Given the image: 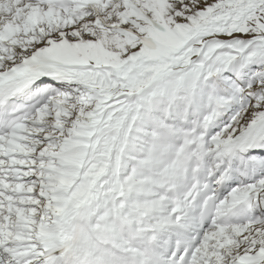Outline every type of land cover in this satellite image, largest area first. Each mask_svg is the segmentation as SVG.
Listing matches in <instances>:
<instances>
[{"label": "snow or ice", "instance_id": "1", "mask_svg": "<svg viewBox=\"0 0 264 264\" xmlns=\"http://www.w3.org/2000/svg\"><path fill=\"white\" fill-rule=\"evenodd\" d=\"M0 264H264V0H0Z\"/></svg>", "mask_w": 264, "mask_h": 264}]
</instances>
